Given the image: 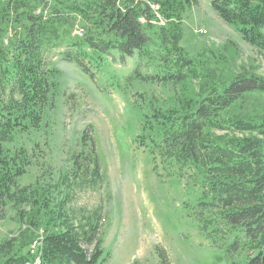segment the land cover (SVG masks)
<instances>
[{"label":"trees","instance_id":"16d2710c","mask_svg":"<svg viewBox=\"0 0 264 264\" xmlns=\"http://www.w3.org/2000/svg\"><path fill=\"white\" fill-rule=\"evenodd\" d=\"M197 4L0 0V207L11 205L21 224L17 235L0 242V264H33L37 256L35 264H104L109 258L98 210L78 218L54 185H20L32 165L20 140L42 127L61 93L63 73L47 60L53 48H64L66 60L93 81L114 59L155 63V73L142 74L137 66L130 77L171 84L175 96L168 105L137 97L141 124L133 143L154 162L192 171L189 179L200 189L194 216L221 258L264 264V75L188 54L184 19ZM211 7L247 44L264 50V0H212ZM79 21L83 37L73 34ZM87 139L85 130L82 145ZM73 168L79 176H101L95 145L86 157L76 156ZM159 256V264H169L164 252Z\"/></svg>","mask_w":264,"mask_h":264},{"label":"rangeland","instance_id":"374dc122","mask_svg":"<svg viewBox=\"0 0 264 264\" xmlns=\"http://www.w3.org/2000/svg\"><path fill=\"white\" fill-rule=\"evenodd\" d=\"M211 1L198 0L186 13L182 46L209 65L233 71L247 66L264 75V50L247 44L221 20ZM63 51L53 48L47 54L49 64L63 73L61 93L42 127L20 140L32 158L20 185L36 181L54 185L58 197L68 195V207L78 218L98 210L109 254L104 264H159L160 251L169 264H231L198 228L194 209L200 189L189 179L192 171L160 159L154 162L147 150L133 143L141 124L137 97L143 94L168 105L175 88L131 78L137 66L142 74L157 71L155 63L137 57L114 59L93 81L66 60ZM85 130L88 142L82 145ZM92 145L101 166V176L94 180L90 172L79 176L73 168L76 156L89 155ZM20 228L16 210L11 205L0 207V242L17 235Z\"/></svg>","mask_w":264,"mask_h":264},{"label":"built area","instance_id":"2783aa9c","mask_svg":"<svg viewBox=\"0 0 264 264\" xmlns=\"http://www.w3.org/2000/svg\"><path fill=\"white\" fill-rule=\"evenodd\" d=\"M74 34L78 35V36H83L84 35V29L77 25L76 28H75ZM38 243H39L38 241H35L33 243V245L31 246V252L32 253H35V249L38 247Z\"/></svg>","mask_w":264,"mask_h":264}]
</instances>
